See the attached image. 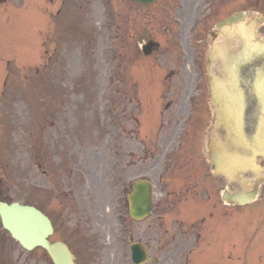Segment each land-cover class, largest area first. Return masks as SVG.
<instances>
[{
  "label": "rangeland",
  "instance_id": "rangeland-1",
  "mask_svg": "<svg viewBox=\"0 0 264 264\" xmlns=\"http://www.w3.org/2000/svg\"><path fill=\"white\" fill-rule=\"evenodd\" d=\"M163 1L166 2L160 0L145 7L126 0H5L0 3V14L19 22L18 30L6 23L0 25V199L22 201L42 207L46 213L69 216V209H62L56 205V199L49 198V186L57 177L62 181L64 173L75 165L89 173V188L101 184L106 187L101 192L105 200L101 209L106 216L100 218L106 223L112 220L106 203L119 186L118 180L126 186L131 175L144 172L129 167V160L145 170L146 164H150L153 173L148 171L144 177L156 180L160 155L166 147L164 141L170 138L172 125L165 132L159 131L155 140H142L144 144L138 140L137 146H132L128 136L138 133L135 119L142 111L139 130L146 136H154L160 114L177 118L176 108L186 89H194L202 79L206 86L200 84L199 90L205 94L208 76L223 74L221 69L217 72L223 64L220 60L223 56L219 58L218 53L226 49L225 56L231 54L221 46L220 38L215 42L206 41L210 37L207 34L203 45L191 46L192 35L185 32L189 20L180 26L178 20L170 17L172 11L165 8ZM245 2L241 0V4ZM143 38L157 39L163 47L143 56L140 53ZM232 41H238V37ZM212 43L216 46L219 43V47L210 60ZM6 46L14 47L12 53H4L9 51ZM8 59L14 72L7 67ZM20 60L27 63L24 65ZM61 100L66 103L62 109L68 107L71 115L70 111L59 112ZM168 100L174 104L166 110ZM111 101L115 106L113 124H117L113 127L107 124L106 103ZM195 102L200 114L195 118L193 133L210 123L206 118V103L203 99ZM102 118L104 125L101 126ZM198 139L200 134L191 145L195 155L201 147ZM121 143L123 147L118 154L110 151ZM152 151L154 161L149 158ZM110 155L116 157L110 160ZM114 159L120 161L112 173L114 181L105 182L102 177L112 170ZM173 161L174 175L184 176L194 171L185 159L175 157L169 163ZM94 173L102 178L101 184L96 183ZM263 211L262 206L255 205L227 220L232 226L233 239L237 238L232 241L239 244L234 257L241 251L243 241L245 249V238L251 227H260L258 236H264L258 224ZM165 227L170 229L169 221ZM174 243L178 246L177 241ZM256 250L264 257V238L254 239L250 264ZM154 254L160 256L156 250ZM44 258L38 248L22 249L0 224V264H47Z\"/></svg>",
  "mask_w": 264,
  "mask_h": 264
},
{
  "label": "water",
  "instance_id": "water-1",
  "mask_svg": "<svg viewBox=\"0 0 264 264\" xmlns=\"http://www.w3.org/2000/svg\"><path fill=\"white\" fill-rule=\"evenodd\" d=\"M136 1L147 3L154 0ZM231 20L232 17L229 18L227 22L229 23ZM0 217L3 227L24 247L32 248L38 244H42L49 252L56 254L58 264H73L66 250L62 248L52 249L50 245L47 244L45 236L49 231L46 229V219L34 207L16 202L10 205L1 203Z\"/></svg>",
  "mask_w": 264,
  "mask_h": 264
},
{
  "label": "flooded vegetation",
  "instance_id": "flooded-vegetation-1",
  "mask_svg": "<svg viewBox=\"0 0 264 264\" xmlns=\"http://www.w3.org/2000/svg\"><path fill=\"white\" fill-rule=\"evenodd\" d=\"M197 0H185V6L183 10H187L188 12L192 13L193 11V6L192 2L195 3ZM227 0L224 1L226 3ZM249 3V0H248ZM257 4V5H256ZM253 6L258 7L259 9L264 11V0H258ZM222 9L226 10L227 6L226 4L222 7ZM93 222L97 225H100L101 228L104 227L102 223H100L97 219L96 220H91L87 218L83 213L77 220L76 228L75 230L79 231L81 235L79 236H74L73 239L69 238L68 239L74 243V247L70 244V246L73 248V251L75 253V257L77 258V254L80 256L81 253L84 254V256L87 257H81V261H78V264H99V259L103 258V253L104 251V246L102 242V236L101 232H99V229L93 224ZM189 234H187L186 238H189ZM194 236L196 238V241H199L201 234L199 232H195ZM58 238H54L56 240ZM134 240L136 241H142L144 242L147 253L152 257L151 255V250L153 249V238L152 236H149L145 234L142 235H137L134 236ZM166 254L168 255L170 253L168 246L166 247ZM79 258V257H78ZM149 262H153L152 260L149 259L145 264H149Z\"/></svg>",
  "mask_w": 264,
  "mask_h": 264
},
{
  "label": "bare ground",
  "instance_id": "bare-ground-1",
  "mask_svg": "<svg viewBox=\"0 0 264 264\" xmlns=\"http://www.w3.org/2000/svg\"><path fill=\"white\" fill-rule=\"evenodd\" d=\"M220 68H222V65L220 66Z\"/></svg>",
  "mask_w": 264,
  "mask_h": 264
}]
</instances>
